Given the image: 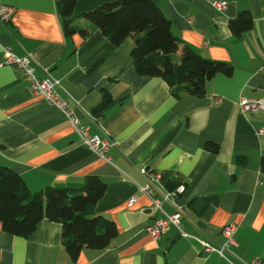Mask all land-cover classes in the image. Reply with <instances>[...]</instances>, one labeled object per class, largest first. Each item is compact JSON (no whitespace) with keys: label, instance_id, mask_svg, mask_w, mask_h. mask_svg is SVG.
I'll return each instance as SVG.
<instances>
[{"label":"crops","instance_id":"0c3cea01","mask_svg":"<svg viewBox=\"0 0 264 264\" xmlns=\"http://www.w3.org/2000/svg\"><path fill=\"white\" fill-rule=\"evenodd\" d=\"M0 1L15 8L0 22V63L7 51L27 57L37 78L58 80L59 96L81 125L115 142L110 161L98 157L56 106L31 91L21 68L0 65V166L19 173L32 192L78 187L89 175L106 183L94 210L115 223L117 234L102 249L82 248L74 264H264V133H258L264 111L238 105L242 98H264V0H152L182 44L232 65L231 74L206 81L202 96L174 95L162 78L139 74L134 37L114 45L83 16L113 0H76L68 19L85 36L64 33L56 0ZM215 1L226 5L216 9ZM240 12L253 24L235 36L228 21ZM106 93L110 101L100 106ZM142 167L161 173L154 183L159 191L184 186L177 207H162L179 210L188 236L174 226L160 238L150 236L161 212L139 189L149 182ZM229 223L237 225L236 244L223 256L205 251L202 241L219 246ZM61 229L46 218L28 237L0 229V264H70Z\"/></svg>","mask_w":264,"mask_h":264},{"label":"trees","instance_id":"16d2710c","mask_svg":"<svg viewBox=\"0 0 264 264\" xmlns=\"http://www.w3.org/2000/svg\"><path fill=\"white\" fill-rule=\"evenodd\" d=\"M76 0H56L58 13L64 19V33L88 31L71 25ZM83 16L118 45L127 36L134 37L131 57L135 70L144 76L165 80L174 95L184 92L193 96L204 94L205 83L216 74L229 75L232 65L226 61L212 60L197 54L182 44L173 34L170 20L152 0H113L86 11ZM252 17L240 12L229 19L233 35L252 28ZM181 46L179 63L173 55ZM110 101L106 93L100 103ZM208 148L216 145L208 143ZM244 163V158H239ZM264 173V155L259 160ZM172 185V184H171ZM173 187V186H171ZM106 183L89 175L78 187L48 186L32 192L22 176L7 166H0V229L17 236L28 237L44 218L61 224L62 244L74 264L82 248L102 249L117 234L115 223L96 214V202L104 194ZM92 264V263H89Z\"/></svg>","mask_w":264,"mask_h":264},{"label":"built area","instance_id":"2783aa9c","mask_svg":"<svg viewBox=\"0 0 264 264\" xmlns=\"http://www.w3.org/2000/svg\"><path fill=\"white\" fill-rule=\"evenodd\" d=\"M226 3L224 1H215L214 7L216 9H223ZM15 8L10 5H5L0 1V22H6L10 19L11 15L14 13ZM13 65L22 69L26 79L29 81V87L31 91L35 94H38L43 97L44 100L53 104L58 108V110L71 122L72 126L75 128L78 133L81 142L88 147L92 152H94L98 157L110 161V156L108 155V149L115 143L106 136H100L98 134H92L89 132L87 126H83L79 123L78 118L74 115L71 108L68 106L67 102L64 101L58 94L56 87L59 85L58 80L52 78L48 75L44 79L37 78L33 69L29 64V59L27 57H17L10 51H7V56L0 65ZM240 109L244 112H255L258 110L264 111V98H242L238 101ZM258 133H264V128L258 129ZM140 172L147 176L149 182L140 186L139 189L149 195L152 199L153 206L156 210L161 212V215L158 216L152 225L148 228L149 234L152 238L157 239L163 236L171 226L176 227L183 236H188L181 229L180 223V212L175 210L172 213L166 212L162 205L165 202H168L176 206L175 198L179 193H182L184 186L182 184L177 185L174 189L159 191L154 183L159 184L161 180V173L149 171L147 168L142 167ZM158 191L160 194H156ZM135 200V197H132L128 200V205H131ZM177 207V206H176ZM237 225L235 223H229L225 225L221 234L224 238L223 242L219 246L211 245L205 241H202V245L205 251H215L220 255H224V251L227 250L230 246L236 244L235 242V232ZM257 260L253 262L256 264Z\"/></svg>","mask_w":264,"mask_h":264}]
</instances>
